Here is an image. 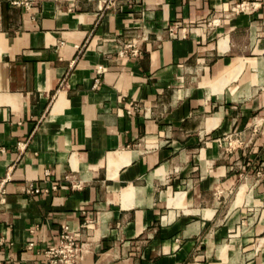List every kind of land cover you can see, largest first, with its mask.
I'll use <instances>...</instances> for the list:
<instances>
[{"label":"crops","instance_id":"obj_1","mask_svg":"<svg viewBox=\"0 0 264 264\" xmlns=\"http://www.w3.org/2000/svg\"><path fill=\"white\" fill-rule=\"evenodd\" d=\"M1 186L0 264H264V0H0Z\"/></svg>","mask_w":264,"mask_h":264},{"label":"built area","instance_id":"obj_2","mask_svg":"<svg viewBox=\"0 0 264 264\" xmlns=\"http://www.w3.org/2000/svg\"><path fill=\"white\" fill-rule=\"evenodd\" d=\"M246 10L245 3L236 5L230 11L231 14H238ZM220 23L219 19L213 20L210 25L217 26ZM169 36L174 39H184L187 36V29L181 28L178 24H174L168 28ZM142 54V47L139 41L128 42L121 45L118 52L120 59L128 58H137ZM106 69L103 66H100L97 70L98 75H103ZM96 83H99V79L96 80ZM239 143V142H238ZM228 151L232 149L231 143H228ZM56 187H53V190H56ZM41 192L40 189L30 186L28 193L34 194ZM47 192V191H46ZM5 193L3 186L0 187V196ZM93 222L87 220L84 224V228L90 229ZM34 244H30L28 249H33ZM85 245L80 242L79 238L71 231L68 226H64L59 244L48 248L42 253L43 261L40 264H78L83 260L85 255Z\"/></svg>","mask_w":264,"mask_h":264},{"label":"rangeland","instance_id":"obj_3","mask_svg":"<svg viewBox=\"0 0 264 264\" xmlns=\"http://www.w3.org/2000/svg\"><path fill=\"white\" fill-rule=\"evenodd\" d=\"M231 145H232V144H231ZM223 147L225 148V150H228V149H229V148H228V143H225Z\"/></svg>","mask_w":264,"mask_h":264}]
</instances>
